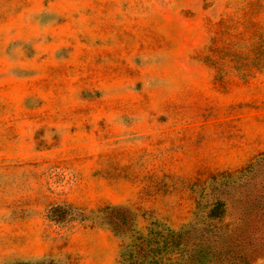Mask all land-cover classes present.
Wrapping results in <instances>:
<instances>
[{
	"label": "rangeland",
	"instance_id": "1",
	"mask_svg": "<svg viewBox=\"0 0 264 264\" xmlns=\"http://www.w3.org/2000/svg\"><path fill=\"white\" fill-rule=\"evenodd\" d=\"M263 77L264 0H0V264H264Z\"/></svg>",
	"mask_w": 264,
	"mask_h": 264
},
{
	"label": "trees",
	"instance_id": "2",
	"mask_svg": "<svg viewBox=\"0 0 264 264\" xmlns=\"http://www.w3.org/2000/svg\"><path fill=\"white\" fill-rule=\"evenodd\" d=\"M178 232H170L166 236L170 240L178 238ZM202 234V233H201ZM203 239L197 238L196 241L187 246L188 237L196 238L198 235L183 236L185 245L179 264H255L257 258V242L261 239L252 234L238 233H205ZM194 248H190V247ZM172 264V263H167Z\"/></svg>",
	"mask_w": 264,
	"mask_h": 264
},
{
	"label": "crops",
	"instance_id": "3",
	"mask_svg": "<svg viewBox=\"0 0 264 264\" xmlns=\"http://www.w3.org/2000/svg\"><path fill=\"white\" fill-rule=\"evenodd\" d=\"M256 84L260 85L263 93H255L252 99H262L264 103V77L261 81L256 82ZM250 113L256 115L259 119H249L248 122L241 124L240 132L244 133L245 137L240 140V147L247 150L244 153L245 156H252L264 150V107L253 110ZM107 264H111L110 261Z\"/></svg>",
	"mask_w": 264,
	"mask_h": 264
}]
</instances>
